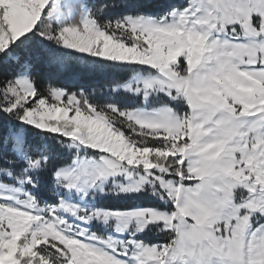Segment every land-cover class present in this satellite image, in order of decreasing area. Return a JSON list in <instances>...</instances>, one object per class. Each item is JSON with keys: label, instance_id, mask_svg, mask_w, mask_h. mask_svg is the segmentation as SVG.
<instances>
[{"label": "snow or ice", "instance_id": "snow-or-ice-1", "mask_svg": "<svg viewBox=\"0 0 264 264\" xmlns=\"http://www.w3.org/2000/svg\"><path fill=\"white\" fill-rule=\"evenodd\" d=\"M0 264H264V0H0Z\"/></svg>", "mask_w": 264, "mask_h": 264}, {"label": "trees", "instance_id": "trees-1", "mask_svg": "<svg viewBox=\"0 0 264 264\" xmlns=\"http://www.w3.org/2000/svg\"><path fill=\"white\" fill-rule=\"evenodd\" d=\"M166 2H170V0H126L129 11L142 12L145 14H155L159 11V6ZM134 74L135 72L132 70L97 66L86 73L77 71L74 77L67 82V86L70 91L78 92L81 88H84L86 92L93 93L97 98L107 97L110 95V88L127 82ZM94 89L95 91L93 92ZM41 90H43V86H41ZM53 147H55L54 144ZM58 158H63V156L58 154ZM101 202L112 206H126L133 203L132 201L119 198H101ZM136 202L138 203L140 201ZM97 228H99V226H97Z\"/></svg>", "mask_w": 264, "mask_h": 264}, {"label": "rangeland", "instance_id": "rangeland-1", "mask_svg": "<svg viewBox=\"0 0 264 264\" xmlns=\"http://www.w3.org/2000/svg\"><path fill=\"white\" fill-rule=\"evenodd\" d=\"M100 227V226H99Z\"/></svg>", "mask_w": 264, "mask_h": 264}]
</instances>
